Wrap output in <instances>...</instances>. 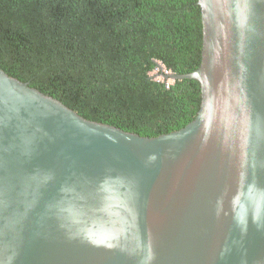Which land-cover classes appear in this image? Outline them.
Wrapping results in <instances>:
<instances>
[{"label":"water","instance_id":"water-1","mask_svg":"<svg viewBox=\"0 0 264 264\" xmlns=\"http://www.w3.org/2000/svg\"><path fill=\"white\" fill-rule=\"evenodd\" d=\"M196 5L199 66L157 62L200 87L176 131L87 119L0 67V264H264V0Z\"/></svg>","mask_w":264,"mask_h":264},{"label":"trees","instance_id":"trees-1","mask_svg":"<svg viewBox=\"0 0 264 264\" xmlns=\"http://www.w3.org/2000/svg\"><path fill=\"white\" fill-rule=\"evenodd\" d=\"M197 0H0V67L81 116L141 136L176 131L200 104L194 80L151 73L200 63Z\"/></svg>","mask_w":264,"mask_h":264},{"label":"rangeland","instance_id":"rangeland-1","mask_svg":"<svg viewBox=\"0 0 264 264\" xmlns=\"http://www.w3.org/2000/svg\"><path fill=\"white\" fill-rule=\"evenodd\" d=\"M151 75H156L154 76L156 80H161L162 78L160 76H158V70H155L151 73ZM169 83H171V81H169Z\"/></svg>","mask_w":264,"mask_h":264},{"label":"flooded vegetation","instance_id":"flooded-vegetation-1","mask_svg":"<svg viewBox=\"0 0 264 264\" xmlns=\"http://www.w3.org/2000/svg\"><path fill=\"white\" fill-rule=\"evenodd\" d=\"M158 63H159V62H158ZM155 64H157V62H155ZM161 65H162V64H161ZM162 66H163V65H162ZM163 67H164V66H163ZM164 68H165V67H164ZM155 70H158V69H157V67H156V69H155ZM155 70H154V71H155ZM167 71H168V70H167ZM159 73H160V71L158 70V76H160V74H159ZM160 77H161V76H160ZM154 78H155V77H154ZM161 78H162V77H161ZM158 81H160V82H163V83L165 84V86H166V82H165V81H163V79H161V80H158ZM171 83H172V82H171ZM171 83H169V85H170ZM166 87H167V86H166ZM168 87H169V86H168ZM168 87H167V88H168Z\"/></svg>","mask_w":264,"mask_h":264},{"label":"built area","instance_id":"built-area-1","mask_svg":"<svg viewBox=\"0 0 264 264\" xmlns=\"http://www.w3.org/2000/svg\"><path fill=\"white\" fill-rule=\"evenodd\" d=\"M166 86H167V87L169 86V82H166Z\"/></svg>","mask_w":264,"mask_h":264},{"label":"clouds","instance_id":"clouds-1","mask_svg":"<svg viewBox=\"0 0 264 264\" xmlns=\"http://www.w3.org/2000/svg\"><path fill=\"white\" fill-rule=\"evenodd\" d=\"M169 82V81H168Z\"/></svg>","mask_w":264,"mask_h":264}]
</instances>
